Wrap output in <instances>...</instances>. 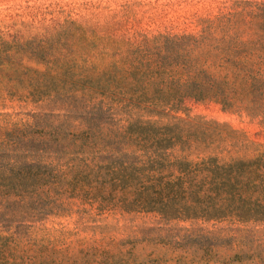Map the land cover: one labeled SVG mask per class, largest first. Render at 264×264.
I'll return each instance as SVG.
<instances>
[{
    "label": "trees",
    "instance_id": "obj_1",
    "mask_svg": "<svg viewBox=\"0 0 264 264\" xmlns=\"http://www.w3.org/2000/svg\"><path fill=\"white\" fill-rule=\"evenodd\" d=\"M193 23L0 24V106L33 108L0 113V264H264V144L238 156L245 135L189 114L215 104L264 135V0Z\"/></svg>",
    "mask_w": 264,
    "mask_h": 264
},
{
    "label": "rangeland",
    "instance_id": "obj_2",
    "mask_svg": "<svg viewBox=\"0 0 264 264\" xmlns=\"http://www.w3.org/2000/svg\"><path fill=\"white\" fill-rule=\"evenodd\" d=\"M229 0H0V24L16 23L21 35L49 37L65 21L80 24L88 37H140L182 34L195 30L196 16L215 12ZM19 23L23 25L20 26ZM190 116L229 126L252 143L238 156L249 157L264 144L262 129L254 121L221 110L218 105H189ZM33 108L5 102L0 113L26 120ZM182 116V115H180Z\"/></svg>",
    "mask_w": 264,
    "mask_h": 264
}]
</instances>
